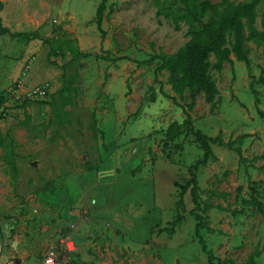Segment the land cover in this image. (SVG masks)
<instances>
[{
  "label": "rangeland",
  "instance_id": "obj_1",
  "mask_svg": "<svg viewBox=\"0 0 264 264\" xmlns=\"http://www.w3.org/2000/svg\"><path fill=\"white\" fill-rule=\"evenodd\" d=\"M0 1L1 24L19 33L0 35V207L10 209L6 243L14 246L0 264H29L30 256L25 259L16 247L29 246L33 232L55 246L57 264L240 263L256 246L263 248L256 264H264V221L246 203L254 193L264 204V118L257 113L264 111L261 46L245 42L249 66L231 55L232 66L210 70L219 90L214 107L200 94L188 109V91L173 100L168 72L155 73L158 58L139 63L173 53L189 39L185 22L176 29L163 12L157 14L168 1L106 0L100 29L95 16L102 0ZM263 13L261 0L257 29ZM65 39L92 55L73 59L64 47L55 53ZM19 80L27 86L49 83L51 91L21 108L12 98ZM185 110L209 136L220 132L227 142L245 135L233 144L245 162L227 145L212 143L217 160L197 171L200 205H211L203 219L213 230L200 233L214 254L212 263L194 235L188 192L179 209L182 223L172 235L157 233L176 214L174 181L184 184L187 167L202 156L190 134L164 147L168 125L182 122ZM67 233L85 247L67 252L59 242ZM1 242L0 234V250ZM41 251L31 258L36 264Z\"/></svg>",
  "mask_w": 264,
  "mask_h": 264
},
{
  "label": "trees",
  "instance_id": "obj_2",
  "mask_svg": "<svg viewBox=\"0 0 264 264\" xmlns=\"http://www.w3.org/2000/svg\"><path fill=\"white\" fill-rule=\"evenodd\" d=\"M170 4L160 12L164 17L169 20L176 29L180 28V22L183 21L187 24V34L189 39L180 46L175 52L166 54H153L147 60L139 61V63H148L158 58L160 64L156 67V72L166 70L168 72L167 83L170 85L174 95H170V98L175 100V97L181 99L185 98V92H187L188 101L186 106L188 109H192L195 98L202 94L206 102L210 103L212 107L216 105L217 96L219 90L216 86L214 79L210 75V70L213 68L216 71H220L224 67V63H229L232 66L233 60L231 55H234L238 61H243L249 66L248 49L245 47L246 41H251L257 46H261L264 56V13L262 15V28L257 29L255 26L256 8L261 0H249L234 3L230 0H219L214 3L210 0H165ZM106 0H102L97 7L95 21L97 27L100 29L103 18V11L105 8ZM180 4L181 9H173L174 6ZM2 9V2L0 1V10ZM211 12V16L204 20L203 17L206 13ZM245 22L247 24L248 32H245ZM9 34L13 37L19 35V33H12L10 30L1 24L0 19V35ZM66 48L73 56V59L85 58L91 56L89 52H82L72 39H65L54 49V52L61 51ZM99 58H103L95 54ZM104 58H108L107 56ZM259 81L264 85V76L259 77ZM64 88V86H63ZM256 101L258 99L255 98ZM29 100L21 101V108L26 106V102ZM3 102V101H2ZM1 102V103H2ZM52 103V102H51ZM55 105V103H54ZM185 117L182 122H171L165 132L164 147L168 143L174 142L181 135H192L193 140L202 149V156L187 167L188 177L184 184L174 181V185L179 188L178 199L176 200L174 210L175 216L171 221L167 222L164 227H158L157 233L166 232L172 235L176 227L182 223L184 216L179 212V209L183 206V196L186 192L191 196V202L194 205L189 210V214L193 216L195 220L194 235L198 239V243L201 246V250L207 254L209 263L214 260V254L211 249L208 248L205 239L200 233V229L206 227L207 230L213 229L207 227L204 223L203 213L211 207L206 204L201 207L200 193L201 188L197 179V171L200 167L207 165L210 159L217 160L214 154L211 144L216 143L220 146L227 145L232 148L239 156L240 162L246 161L243 156L241 148L238 146L233 147L234 141L240 140L244 137V134L238 135L233 140L224 142L221 133L218 132L215 136H209L201 129L195 128L192 122V116L188 110L184 111ZM258 115L264 118V111L257 110ZM4 113H0V119L4 117ZM94 117V115H93ZM96 118H93V126H95ZM174 148L182 149V143L173 144ZM252 159H257L253 157ZM254 211L258 212L262 220L264 221V204L259 198L251 193L250 197L246 200ZM219 207V206H218ZM220 208V207H219ZM237 211H232L235 214ZM263 248L258 246L253 249L246 259L240 263L234 262L232 259L221 260L219 263L227 264H256L255 259L261 255Z\"/></svg>",
  "mask_w": 264,
  "mask_h": 264
},
{
  "label": "crops",
  "instance_id": "obj_3",
  "mask_svg": "<svg viewBox=\"0 0 264 264\" xmlns=\"http://www.w3.org/2000/svg\"><path fill=\"white\" fill-rule=\"evenodd\" d=\"M25 84V82H24ZM25 86H27L25 84ZM2 204V200L0 199V205ZM0 209L3 211L2 214H1V220H0V234H1V245H2V248L0 250V261L4 260L3 263H6L8 262V259L11 257L12 254H14V246H13V243L10 247V249L7 247V241H9L10 239H8L7 237V233L9 234L13 225H12V222L10 220H13V218H6L7 216H9L10 214V209H6V208H1ZM44 230V229H42ZM3 233V234H2ZM5 234V235H4ZM67 234H70L71 237H72V234L71 233H67ZM73 238V237H72ZM8 239V240H6ZM30 243H29V246L26 245V246H22V245H17V249L20 250L21 253H23L22 257H24L25 259L29 258L28 262L29 264H36L31 258L35 257V252H38L40 250L41 251V255L43 256V254L45 253V250L47 248V237H37L34 235V232L32 233V236H31V240H29ZM27 241V242H29ZM74 241V244H75V249L77 248V250L81 251L85 246L84 244H80L79 246H76V243H75V240L73 239ZM34 244V245H33ZM47 245V246H46Z\"/></svg>",
  "mask_w": 264,
  "mask_h": 264
},
{
  "label": "built area",
  "instance_id": "obj_4",
  "mask_svg": "<svg viewBox=\"0 0 264 264\" xmlns=\"http://www.w3.org/2000/svg\"><path fill=\"white\" fill-rule=\"evenodd\" d=\"M49 89V83H43L35 86H25L24 80H19L12 93V98L14 101H24L25 99H43L48 92L51 91ZM3 106H5L4 102L1 103L2 108ZM59 242L67 252L71 253L75 250V244L70 234L63 235ZM40 264H57V255L54 245H50L46 248Z\"/></svg>",
  "mask_w": 264,
  "mask_h": 264
},
{
  "label": "water",
  "instance_id": "obj_5",
  "mask_svg": "<svg viewBox=\"0 0 264 264\" xmlns=\"http://www.w3.org/2000/svg\"><path fill=\"white\" fill-rule=\"evenodd\" d=\"M35 164V163H34Z\"/></svg>",
  "mask_w": 264,
  "mask_h": 264
}]
</instances>
